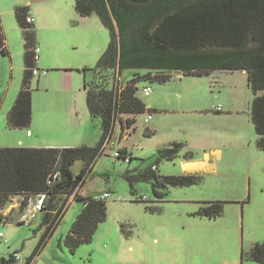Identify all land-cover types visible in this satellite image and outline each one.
Instances as JSON below:
<instances>
[{
	"label": "rangeland",
	"instance_id": "rangeland-1",
	"mask_svg": "<svg viewBox=\"0 0 264 264\" xmlns=\"http://www.w3.org/2000/svg\"><path fill=\"white\" fill-rule=\"evenodd\" d=\"M75 3L76 0H0L10 52L8 56L0 55V144H19L28 131L37 137L48 129H70L75 126L70 120L77 118L76 106L90 114L84 81L93 80L91 70L107 50L110 33L98 19L95 21H99L102 32L88 35ZM19 6L29 7L38 20L35 43L41 48V73L31 83L30 126L11 131L7 117L25 73V42L15 14ZM89 37L93 44L90 48L86 45ZM85 69L88 71L84 75L81 71ZM230 73L214 72L204 77L174 73L166 83L151 82L153 93L146 97L141 92L139 97L148 110L156 113L138 115L128 131L122 132L118 123L114 144L99 157L85 183L73 195L75 199L77 195H111L106 200L107 219L98 226L92 242L80 246L76 255L65 244L66 235L84 207L83 201L70 197L61 223L42 251L37 252L46 233L44 215L39 212L31 218L24 209L27 199L19 197L21 210L12 211L7 204L4 213L8 220L0 221V232L5 236L0 239V262L16 253L21 257L18 264L33 256L32 264H258L248 260V254L255 244L264 242V151L258 147L251 119L254 94L247 73ZM122 84L120 81L119 88ZM145 85L140 84L141 88ZM218 106L225 111L232 106L239 110L235 127L217 119L214 107ZM80 116L83 117L82 111ZM88 117L83 132L97 131L98 135H91L84 145L95 147L102 136L101 120ZM150 117L153 120L147 124L145 119ZM149 129L155 133L150 134ZM76 131H70L71 144L76 145L73 148L82 146L73 137ZM173 142L186 143L180 157L160 160V148ZM215 148L222 150L219 160H211L215 171H204L207 164L200 162L182 166L186 153L191 151L198 160ZM122 150L132 156L131 163L116 157ZM83 167L77 161L72 170L78 174ZM152 167L162 177L203 170L189 173L202 178L194 185L169 186L160 191L165 196L159 199L150 182H137L132 189L125 177L128 170ZM142 197L146 201H138ZM215 202L223 205L220 216L206 218L198 214L206 204ZM21 219L25 223H20Z\"/></svg>",
	"mask_w": 264,
	"mask_h": 264
},
{
	"label": "trees",
	"instance_id": "trees-1",
	"mask_svg": "<svg viewBox=\"0 0 264 264\" xmlns=\"http://www.w3.org/2000/svg\"><path fill=\"white\" fill-rule=\"evenodd\" d=\"M75 10L82 18L97 17L110 33L107 50L91 70L93 80L84 81L88 110L92 117L101 120L99 143L95 147L75 148L0 147V209L15 197L27 199L25 209L29 199L46 195L42 211L46 233L38 251L60 223L70 197L85 183L106 150V140L114 144L117 124L122 125L123 132L133 128L137 115L156 113L148 110L139 97L151 82L166 83L177 71L194 77L245 71L254 94L251 119L258 147L264 151V0H76ZM29 13L25 6L15 10L25 40V73L8 114L12 129L29 127L32 118V70L39 68L33 59L36 29L27 23ZM4 44L0 23V48ZM120 81L124 84L119 88ZM142 82L146 84L143 88ZM185 146L186 143L174 142L161 148L160 160H175ZM120 153L122 156L117 158L124 162L129 159L126 163L132 161L127 150ZM183 158L190 162L195 155L190 151ZM77 161L84 167L75 174L72 168ZM56 174L58 177L53 180ZM125 177L132 189L137 182H150L159 199L165 196L160 191L169 186L194 185L202 178L199 174L162 177L154 167L128 170ZM76 199L83 201L84 207L65 237L72 253L92 242L98 226L107 219L108 208L106 200L100 198L77 195ZM138 201L146 200L142 197ZM222 212L223 205L215 202L206 204L198 214L215 218ZM15 255L1 259L0 264H18ZM34 257L24 264H30ZM248 260L264 264V242L252 247Z\"/></svg>",
	"mask_w": 264,
	"mask_h": 264
},
{
	"label": "crops",
	"instance_id": "crops-1",
	"mask_svg": "<svg viewBox=\"0 0 264 264\" xmlns=\"http://www.w3.org/2000/svg\"><path fill=\"white\" fill-rule=\"evenodd\" d=\"M25 7H27V6H25ZM28 9L30 10L29 7H28ZM31 14L33 15L32 12H31ZM77 16L81 20L80 23L82 24V26L84 27V29L88 30V35L91 36L92 33H95V32L101 33L102 32L103 29L99 25L101 22L98 23L99 21H95V20H98L97 17L82 18L78 14H77ZM34 18H35V23H34V26H35V24L38 22V20L36 19V17H34ZM0 23H1V28H2V34L5 36V44H4L3 47L0 48V55L8 56L10 54V52H9V48L7 46V38H6V33H5V30H4L3 23H2L1 13H0ZM23 39H24V37H23ZM91 40H92V37H89V43L86 44V45L89 46V48L91 47V45H93L92 42H91ZM24 42H25V40H24ZM94 43L96 45V42H94ZM2 49L4 50V52L2 51ZM38 68L40 69L41 66L38 67ZM243 72H245V71H243ZM81 73H83L84 75L86 74V73H84V70L81 71ZM175 73L176 74H180V73H177V72H175ZM233 73L234 72H232L230 74H233ZM148 86H150V85H148ZM84 93H85V97H86L85 90H84ZM6 96H7V94L5 95V98H6ZM74 109H75V113H78V114H76L77 115V118H74V119L70 120V124H74L75 125V126H70V129H68L67 127L64 128V129H62V127L60 128L58 126L60 128L58 131H54L53 130V132H52L50 129H48L45 134H37V137H35V134L34 133L31 134L30 131H28L25 134V138L22 141H20L19 144L17 142L16 144H8V145L7 144H0V146L6 145L4 147H13V148H15V147H23V148H40V147L41 148H67V147H73V146H76V145L71 144L72 143V140H71V134H70L71 132L70 131L71 130H75L76 131L77 129H80V130L79 131H76V134H74L73 137L75 138L76 141H78V145L87 144L88 143V139L91 137V135L93 136V138L97 137V135H98L97 134V131L92 132V134L90 133V131L87 132V133H84L83 132V129L85 128L86 122L87 121L89 122V120H90L89 119L90 117H88V119H87V116H90L91 114L86 115L84 109L81 106H76V107H74ZM1 110H2V108H0V115H1ZM79 111H80V113L82 111L83 117H81V116L79 117ZM148 113L150 115H152V113H150V112H148ZM238 113H240L239 110H237L235 108V106H232V108H227L226 111L223 110V112H221V113L216 112V114H218V115H216V114H214V115L217 116V119L220 120L224 125L229 126L230 124H233V127H235L236 126V123H235L236 122V117L235 116ZM136 117H135V119H136ZM124 118L126 119L128 117H124ZM147 119L148 118L145 119V122L147 124L150 123L153 120V118H151L149 120V122H147L146 121ZM62 121L63 120H61L60 122H62ZM117 125H119V124H117ZM121 127H122V125H121ZM7 128H9V130H11V131L16 130V129L10 128L9 126ZM61 129H62V132L60 131ZM117 129H118V127L116 126V131H118ZM126 130L128 131L127 128H126ZM149 131H150L149 132L150 134L155 133V131H153L152 129H149ZM101 132H102V130H101ZM22 133L24 134V131H22ZM30 139H32V141H30ZM221 156H222V150L216 149V148L215 149H211L210 152H206L205 153V156H204L203 159L191 160L190 162H187L183 158V160H182V166L184 164H186V163H196V162L206 163L207 164V169H205L204 171L213 172L216 169V165H215V163H212L211 160L215 159V161H217V160H219L221 158ZM200 171H203V170H200ZM200 171H189V173H196V172H200ZM189 173L186 172L185 175L186 174H189ZM72 198L74 200H77V199L74 198V196H72L71 199ZM17 199H18V197H15V198H13V200L10 203H8L9 205H11L10 207L12 208V211L14 209H17L19 211L21 210L20 209L21 208V204L18 202ZM71 199H70V201H71ZM69 202H68V205H69ZM7 207H9V206H7ZM7 207H4V208L0 209V221L1 222H3L4 220H8L7 217L5 216V213H4L7 210L6 209ZM67 209H68V207H67ZM66 212H67V210L63 214L62 219L65 216ZM21 213H24V212L21 211ZM62 219H61V221H62ZM20 221H21L20 223H25L24 222V219H21ZM61 221H60V223H61ZM59 224H58V226H59ZM57 227L53 231L52 235L56 231ZM39 251H42V250H39ZM76 253H77V251L75 253H72V254L76 255ZM34 258H33L32 262L30 264L33 263ZM74 264H76V263H74Z\"/></svg>",
	"mask_w": 264,
	"mask_h": 264
},
{
	"label": "built area",
	"instance_id": "built-area-1",
	"mask_svg": "<svg viewBox=\"0 0 264 264\" xmlns=\"http://www.w3.org/2000/svg\"><path fill=\"white\" fill-rule=\"evenodd\" d=\"M26 20H27V23H29V24L35 23V18L31 13L28 14ZM32 53H33L34 62L38 64L39 60H40L41 48L38 45L35 46L32 49ZM32 73L34 76H38L41 73V70L34 68L32 70ZM141 92L144 96L149 97L153 93V88H152V86L147 85L142 89ZM214 110L218 113L223 112V108L219 107V106L214 107ZM150 119H151V117L148 118L146 121L149 122ZM111 144H112V141L107 139L106 144H105V149H107ZM121 156H122V154L120 153V151L116 153V157H121ZM126 162H129V159H126ZM57 177H58V174L54 175L53 180H55ZM49 183H52V181H50ZM110 196H111L110 193H105L100 199L107 200L108 198H110ZM21 198H23V197H21ZM143 199L146 200V198H143ZM45 201H46V195L45 194L33 197V198L28 200L29 203H28L25 211H29L30 217L34 218L35 214H37L39 212L42 213L44 206H45ZM4 238H5L4 234L0 232V239H4ZM15 259L17 261L21 260L20 255L16 254Z\"/></svg>",
	"mask_w": 264,
	"mask_h": 264
},
{
	"label": "water",
	"instance_id": "water-1",
	"mask_svg": "<svg viewBox=\"0 0 264 264\" xmlns=\"http://www.w3.org/2000/svg\"><path fill=\"white\" fill-rule=\"evenodd\" d=\"M84 73H85V72H84ZM177 73H180V72L177 71Z\"/></svg>",
	"mask_w": 264,
	"mask_h": 264
}]
</instances>
